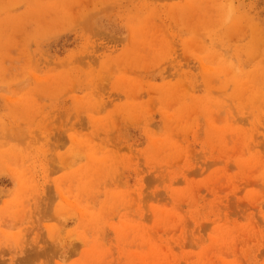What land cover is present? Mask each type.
<instances>
[{
	"label": "rangeland",
	"instance_id": "obj_1",
	"mask_svg": "<svg viewBox=\"0 0 264 264\" xmlns=\"http://www.w3.org/2000/svg\"><path fill=\"white\" fill-rule=\"evenodd\" d=\"M0 264H264V0H0Z\"/></svg>",
	"mask_w": 264,
	"mask_h": 264
}]
</instances>
